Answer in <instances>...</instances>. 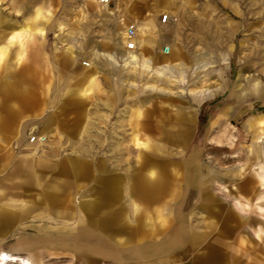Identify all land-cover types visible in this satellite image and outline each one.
I'll return each instance as SVG.
<instances>
[{
  "label": "rangeland",
  "instance_id": "rangeland-1",
  "mask_svg": "<svg viewBox=\"0 0 264 264\" xmlns=\"http://www.w3.org/2000/svg\"><path fill=\"white\" fill-rule=\"evenodd\" d=\"M43 1L53 13L44 37L35 35L22 54L12 50L0 61V76L18 73L28 91L12 130H0V207L19 213L0 234V251L16 252L31 264H135L136 242L156 246L168 225L179 224L178 217L196 210L199 179L203 178L206 191L221 198L234 213L264 220V0H250L251 7H241L236 15L222 9L226 19L216 6L179 0L171 8L161 7L165 0H151L155 17L122 8V3L102 5L98 0H0V43L5 42L7 32L19 31L21 26L33 31L31 21ZM22 4L27 16L16 29ZM168 9L175 11V18L161 24L160 15ZM129 23L137 26L134 53L150 60L151 71L116 68L100 54H127L124 43L119 49V42ZM68 31L75 34L73 40L66 38ZM144 37L150 43H143ZM166 45L170 51L163 54ZM67 48L76 57L63 65L60 60ZM83 61H92L98 71L88 91L73 95V103L62 112L68 88L88 86V78H81L79 70ZM162 64L175 69L176 77L152 71ZM180 89L186 92H177ZM189 90L206 94L195 99ZM5 102L14 110L19 106L16 96L0 91V118L6 116ZM47 114L54 119L51 131L44 132ZM181 126L190 127L182 146L154 133ZM134 132L141 139L156 140L158 146L135 145ZM254 144H259L258 151ZM141 151L151 160L185 164L178 197L167 195L146 204L126 193L134 184L129 175L140 165ZM70 159L88 164L94 176L100 173L97 164L101 161L110 174L119 175L121 194L115 203L127 213L131 227L136 224L134 204L145 209L153 223L164 226L142 228L148 234L144 239L127 241L124 230L109 237L86 225L79 204L95 201L96 182L91 175L76 177ZM46 193L59 196L57 205L45 200ZM236 194L237 199H231ZM167 202L176 218L171 215L165 224ZM56 214L73 217L59 221ZM195 218L201 220L192 223L196 227L214 221L201 213ZM237 234L234 246L240 264H264V226L258 222L238 225ZM72 243L88 255L61 249ZM101 245L112 250V255L93 251Z\"/></svg>",
  "mask_w": 264,
  "mask_h": 264
},
{
  "label": "crops",
  "instance_id": "crops-1",
  "mask_svg": "<svg viewBox=\"0 0 264 264\" xmlns=\"http://www.w3.org/2000/svg\"><path fill=\"white\" fill-rule=\"evenodd\" d=\"M39 2L42 0H38ZM163 1V0H160ZM178 1V0H177ZM181 2H191L195 5L209 4L211 7L216 6L221 12L222 9H226L227 12L231 14H238L241 7H251L249 3L250 0H179ZM153 1L151 0H111L113 5H118L122 3V8H132L135 9L139 15L144 16L150 13L151 16L155 17L154 7L152 6ZM175 0H165V3H161V7L171 8L172 3ZM44 4L41 3V5ZM40 6V5H39ZM23 4L19 15L21 20L18 22L16 29L24 24L26 16L24 15ZM169 10V9H168ZM112 13V12H110ZM168 13L175 18V11L169 10ZM53 16V15H52ZM225 19L228 16L222 15ZM52 17L46 22L43 21L41 25L44 27L51 22ZM68 23L67 21H63ZM70 22V21H69ZM16 33V34H15ZM39 34L42 38L43 33L34 32H20L16 31L14 33H6L5 42L0 43V61L6 57V53L9 51H15L16 55L22 54L28 45L27 41H32L34 36ZM75 34L71 31L67 32L66 38L68 40H73ZM124 43V40H120L119 49ZM39 48V47H37ZM36 49V48H35ZM66 56L61 58V63L63 65H68L75 59V54L71 48H67ZM107 53H112L111 51H106L100 53L106 61L112 65L106 58ZM114 53V52H113ZM123 54V52H122ZM118 66H122L121 57H118ZM120 59V60H119ZM121 61V62H119ZM89 68L79 69L81 71V78H88V86H84L79 90V87L68 88L67 94L69 98L65 101H61L60 110H65L67 105L73 103V95H84L88 89L91 87V80L95 77L98 68L93 64ZM23 77L18 73L6 74L0 76V91L4 96H16L18 98V108L14 110L9 106L7 102L3 104V109L6 112V116L0 118V130L10 131L13 128V123L18 115V111L24 106L27 99L28 91L23 88ZM53 115L47 114L44 117L42 129L44 132H49L52 129ZM183 119V117H182ZM63 126V125H62ZM136 129V128H134ZM151 128H148L150 130ZM19 132V130H18ZM157 134V138L163 139V141L171 142L174 145H183L190 135L189 126H181L178 128H164L159 129L154 132ZM139 133H133V142L135 145L142 148H153L157 147L156 140H152L149 137H144L141 139L138 137ZM119 145V142H118ZM117 145V147H118ZM140 165L129 175L130 179L134 180V186L132 185L126 192L128 195H133L137 197L138 200L146 203L152 204L157 203L167 195L171 197H178L180 194L181 182L183 179V165L184 163L174 165L173 161H156L146 158L144 152H140ZM71 169L76 177H88L91 174V169L88 164L80 161L79 159H70ZM30 171H32V166H29ZM97 169L100 170L99 175L94 176L96 185H94L95 201L80 203V207L84 209L86 214V225H92L95 228L104 231L112 237L114 234L124 230L127 232L125 240L131 241L133 238L137 237L145 238L147 230H141L145 227H162L163 224L153 223L152 216L146 213L145 209H140L136 204H134L136 216L134 220L136 224L130 226L127 223L129 219L127 213L123 214L122 209L118 207L115 203L116 199L121 194V182L119 175L110 174L111 171L104 162H99L97 164ZM104 174H103V173ZM201 186L200 189V202L196 205V210L192 209L187 216L178 217L180 220L179 224L168 225L164 229V235L161 236V241L156 246H148V241H140L134 245V253L132 256L135 257V264H240L237 259V248L234 243L237 242L238 225H248L254 224L255 222L260 223L264 226V220L260 217H249L237 215L232 211L229 206H225V203L219 197H215L212 192H207L205 189L206 179H199ZM244 194L245 193L243 192ZM255 196V195H254ZM253 195L251 197H254ZM45 200L50 203V205H57L59 196L53 193H46L44 196ZM231 199H237V194L232 196ZM102 209V212L98 209ZM164 209L168 217L163 219L165 224L170 221V216L176 218L171 203L168 202L164 204ZM49 211V209H48ZM205 215L212 218L214 221L209 222L208 225L204 227H196L192 223H199L201 220L195 218L197 214ZM19 213L6 210L0 207V234L3 233L8 227L13 225L16 217ZM57 220L64 221V219H71L73 216L71 214L63 215L56 214ZM172 219V218H171ZM160 224V225H159ZM164 228V227H163ZM152 231V230H150ZM156 231L162 232V229H157ZM60 247V246H59ZM62 250H67L71 253H80L81 255H88L87 251L79 247L75 243L69 245L61 246ZM93 251L96 253L112 255L113 251L108 250L105 246H95ZM10 253V252H8ZM11 254L18 255L16 252ZM29 261L30 259L27 258ZM156 259V260H154ZM31 263V262H30Z\"/></svg>",
  "mask_w": 264,
  "mask_h": 264
},
{
  "label": "bare ground",
  "instance_id": "bare-ground-1",
  "mask_svg": "<svg viewBox=\"0 0 264 264\" xmlns=\"http://www.w3.org/2000/svg\"><path fill=\"white\" fill-rule=\"evenodd\" d=\"M52 15H53V13H52V10L50 9L49 5L44 2V4H42L41 6L38 7V9L36 10V12L34 14V17L32 18L31 27H32L33 31H31V32L43 33L44 32V25H41V24L43 21L47 22ZM19 31L20 32H23V31L28 32L29 30H25V28L23 26H21ZM123 40H124V50L127 52V54H125L123 57H121L122 66L123 67H130V68H137L138 67L142 71H147V72L151 71L152 68L150 65V60L143 55L139 56L138 54L134 53L135 51L126 50L125 49L124 35H123ZM142 42L148 44V43H150V39L144 37ZM121 47H123V45ZM106 58H107V60H109L110 63H112L115 66H117L119 64L117 56L114 53H107ZM86 63L88 64L87 66H85ZM82 65L85 67H90V63L86 62V61H83ZM174 70L175 69L170 67V65L162 64L161 66L156 67L152 71H154L156 73V75H158V76L164 75L166 77L167 76L168 77H176L173 74ZM181 77L183 78L182 75H181ZM148 87L152 88L153 86L150 84ZM177 92L184 93V92H186V90L180 89ZM189 92L192 93L193 95H195V99H201L206 94V92H203L201 90H199V91L189 90ZM258 137L259 136H257V138ZM262 141H264V140H262ZM254 146H255L254 151H256L259 148V144H254ZM12 263L31 264L30 261L26 257H21L19 255H14V254H11V253H8L5 251H0V264H12Z\"/></svg>",
  "mask_w": 264,
  "mask_h": 264
},
{
  "label": "built area",
  "instance_id": "built-area-1",
  "mask_svg": "<svg viewBox=\"0 0 264 264\" xmlns=\"http://www.w3.org/2000/svg\"><path fill=\"white\" fill-rule=\"evenodd\" d=\"M98 2L102 5H108L111 0H98ZM174 19L168 12L162 13L160 15L159 22L161 24H167ZM124 38H125V49L128 51H136L138 48V39H137V26L135 23H129L124 30ZM170 51L169 46H164L161 50L163 54H167ZM88 64L86 63L85 66ZM32 138V140H34Z\"/></svg>",
  "mask_w": 264,
  "mask_h": 264
}]
</instances>
